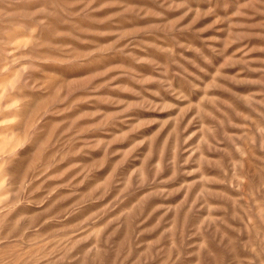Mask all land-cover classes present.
Segmentation results:
<instances>
[{
    "label": "rangeland",
    "instance_id": "1",
    "mask_svg": "<svg viewBox=\"0 0 264 264\" xmlns=\"http://www.w3.org/2000/svg\"><path fill=\"white\" fill-rule=\"evenodd\" d=\"M0 264H264V0H0Z\"/></svg>",
    "mask_w": 264,
    "mask_h": 264
}]
</instances>
